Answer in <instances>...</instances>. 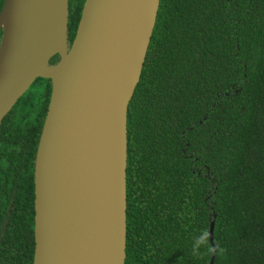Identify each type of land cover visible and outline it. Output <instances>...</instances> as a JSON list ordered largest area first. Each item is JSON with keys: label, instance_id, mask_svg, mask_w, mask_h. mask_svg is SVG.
<instances>
[{"label": "trees", "instance_id": "1", "mask_svg": "<svg viewBox=\"0 0 264 264\" xmlns=\"http://www.w3.org/2000/svg\"><path fill=\"white\" fill-rule=\"evenodd\" d=\"M31 84L0 123V192L37 148L51 80ZM126 201L125 264H207L209 237L194 246L212 220L213 264H264V0H160L127 108Z\"/></svg>", "mask_w": 264, "mask_h": 264}, {"label": "water", "instance_id": "2", "mask_svg": "<svg viewBox=\"0 0 264 264\" xmlns=\"http://www.w3.org/2000/svg\"><path fill=\"white\" fill-rule=\"evenodd\" d=\"M159 2L84 0L69 41V0L3 1L14 32L0 26V123L37 76L51 80L34 161L32 264H125L127 108Z\"/></svg>", "mask_w": 264, "mask_h": 264}, {"label": "flooded vegetation", "instance_id": "3", "mask_svg": "<svg viewBox=\"0 0 264 264\" xmlns=\"http://www.w3.org/2000/svg\"><path fill=\"white\" fill-rule=\"evenodd\" d=\"M35 153L36 151L26 156L24 150L20 158L15 160V165L9 168L7 174L9 176L7 186L0 192V264L33 263L34 223L31 231L30 224L21 215L29 210L27 196L30 195L31 190L28 188L29 182L26 176L30 174L32 168L34 181ZM32 240L33 252H31Z\"/></svg>", "mask_w": 264, "mask_h": 264}, {"label": "bare ground", "instance_id": "4", "mask_svg": "<svg viewBox=\"0 0 264 264\" xmlns=\"http://www.w3.org/2000/svg\"><path fill=\"white\" fill-rule=\"evenodd\" d=\"M0 26H2L7 34L14 32V23L10 20V15L8 10H4L0 17ZM4 51V44L2 43V47L0 48V56Z\"/></svg>", "mask_w": 264, "mask_h": 264}, {"label": "clouds", "instance_id": "5", "mask_svg": "<svg viewBox=\"0 0 264 264\" xmlns=\"http://www.w3.org/2000/svg\"><path fill=\"white\" fill-rule=\"evenodd\" d=\"M207 236H208V233L205 231L199 238L198 240L196 241V245L194 246V251H196V249L201 245L203 244L206 240H207ZM213 251V249L209 248V252ZM221 251H223L221 249Z\"/></svg>", "mask_w": 264, "mask_h": 264}, {"label": "rangeland", "instance_id": "6", "mask_svg": "<svg viewBox=\"0 0 264 264\" xmlns=\"http://www.w3.org/2000/svg\"><path fill=\"white\" fill-rule=\"evenodd\" d=\"M32 86H31V88L33 87V84H31Z\"/></svg>", "mask_w": 264, "mask_h": 264}]
</instances>
